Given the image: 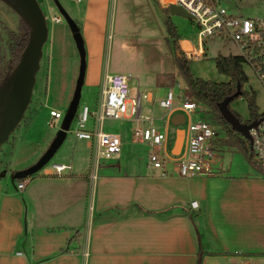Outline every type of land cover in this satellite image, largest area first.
I'll return each instance as SVG.
<instances>
[{
    "label": "crops",
    "instance_id": "crops-1",
    "mask_svg": "<svg viewBox=\"0 0 264 264\" xmlns=\"http://www.w3.org/2000/svg\"><path fill=\"white\" fill-rule=\"evenodd\" d=\"M108 1L86 0L80 21L66 11L79 25L90 59L101 56L104 48ZM157 1L168 9V0ZM196 42L182 36L178 41L182 51ZM95 63L86 70L87 83L101 90L109 72H95ZM169 88L156 97L145 91L149 98L141 102L142 116L128 129L104 130L102 120L101 130L120 137V150L106 157L114 162H100L94 141L72 132L81 141L67 145L54 161L69 168L57 173L51 164L17 179L16 186L24 182L22 191L0 178V264H81L82 258L87 264H196L199 255L200 264L264 259V174L224 166L218 148L226 133L213 139L216 156L210 174H179L176 159L196 110H181L185 97L175 100L176 94L175 109L160 106L158 99ZM130 117L128 111L116 119ZM151 123L166 133L160 149L165 174L151 165L150 145L134 133ZM17 168L21 166L12 170Z\"/></svg>",
    "mask_w": 264,
    "mask_h": 264
},
{
    "label": "rangeland",
    "instance_id": "rangeland-1",
    "mask_svg": "<svg viewBox=\"0 0 264 264\" xmlns=\"http://www.w3.org/2000/svg\"><path fill=\"white\" fill-rule=\"evenodd\" d=\"M85 1L58 0L60 5L78 21H80V9ZM38 2L46 17L48 36L42 45V56L36 72L31 100L22 119L0 145V178L11 186H16L17 182V178L12 177V168L21 166V168L14 169L15 171L36 162L53 140L72 98L79 73L80 53L70 25L59 5L56 0H38ZM220 2L231 11L241 15L264 17V0H220ZM54 16H58L60 19L54 21ZM167 19L175 25L180 36L187 38L190 42L196 41L199 29L197 21L178 14H170L169 9H162L157 0L108 1L104 27V48L101 56L97 55L94 59H90L85 53L84 82L81 87L77 111L83 104H86L91 110L97 106L100 86L88 85L86 76L89 67L94 62H96L94 64L95 72L99 68L102 75L105 70L109 73H125L128 76L131 96H135L138 90L141 92L151 90L153 97H156L163 94L167 87L172 86L176 94L175 100L178 95H183L182 98L185 97V99L192 98L174 62L172 38L165 24ZM20 23V14L12 7L9 0H0V44L4 57L8 56V32L9 30L17 31ZM84 47L86 49L85 42ZM204 49L205 53L202 57L189 59L191 72L195 76L207 79L226 80L227 76L218 72L215 67V56L218 53L238 54L235 43L228 38L206 36ZM243 67L248 77L244 87L252 88L255 91L259 111H264V87L247 65ZM169 72L173 75H168ZM143 104H146L145 98L142 99ZM129 105L130 103H128V107ZM229 105L240 114L243 120L248 118L249 111L243 96L233 99ZM50 108L60 110L62 117L53 118L49 114ZM195 112L194 119L204 116L203 109H196ZM76 120L77 115L71 121L64 143L58 152L38 170L39 172L49 167L52 162L57 161L58 155L64 151L67 145L81 141V139H75L72 133L76 126ZM136 122L134 117L127 120L105 118L102 129H128L130 124ZM94 124V117L91 115L87 121V128H95ZM211 124L219 131L218 137L222 138L225 134L223 127L219 124ZM218 154L219 158H222L224 166H229L231 171L239 172L255 168L242 152L230 145L220 142ZM98 159L100 162H114L100 154ZM120 167L124 168V164L121 163ZM28 176L22 178L25 179ZM16 188L22 191V188L18 186ZM19 248L21 247L19 246ZM81 264H87L83 258ZM256 264H264V259L257 261Z\"/></svg>",
    "mask_w": 264,
    "mask_h": 264
},
{
    "label": "built area",
    "instance_id": "built-area-1",
    "mask_svg": "<svg viewBox=\"0 0 264 264\" xmlns=\"http://www.w3.org/2000/svg\"><path fill=\"white\" fill-rule=\"evenodd\" d=\"M169 3L179 4L193 15L197 21V42L183 51L188 59H198L203 56V40L206 36H217L223 39H231L238 54L243 57V64L247 65L264 87V17L244 16L233 12L223 5L220 0H168ZM60 18L54 16L53 20ZM148 92L137 91L135 96L130 95L128 76L122 72L106 73L100 90L97 107L91 110L83 104L77 115L76 126L73 133L76 137L92 139L95 144V154L105 157L111 156L120 150V137L116 133L101 130V122L104 118H121L127 110L134 118H140L141 102L143 98H149ZM175 91L169 88L165 95L158 99L160 106L169 110L175 109ZM128 103H130L128 107ZM181 110L192 112L202 107L198 101L186 98L178 106ZM49 114L53 118H61L62 112L50 108ZM93 115L95 129L88 130L87 121ZM249 130L251 135V152L253 158L264 166V115ZM136 137L148 143L151 147L149 161L153 167L161 169L165 174V155L160 152L166 138V133L152 123L145 127H137L134 130ZM219 132L214 126L202 118L192 119L187 122L185 128V148L177 157V171L184 176L197 174H210L212 161L216 156L213 139ZM53 171L60 173L69 168L63 163H52ZM22 188L24 182H18ZM192 207L197 205L196 200L191 201Z\"/></svg>",
    "mask_w": 264,
    "mask_h": 264
},
{
    "label": "water",
    "instance_id": "water-1",
    "mask_svg": "<svg viewBox=\"0 0 264 264\" xmlns=\"http://www.w3.org/2000/svg\"><path fill=\"white\" fill-rule=\"evenodd\" d=\"M9 3L29 24L30 30L27 43L21 53L17 65L9 74L5 82L0 86V145L8 138L10 132L22 119L24 111L31 100L36 72L39 68L40 58L42 56V45L48 36L46 17L38 0H9ZM56 3L59 5L63 15L70 25L80 53L79 73L72 98L66 112L64 113L60 128L53 140L36 162L25 168L13 171L12 177L14 179L35 173L52 157L64 140L66 132L70 128L71 121L74 118L79 105L86 66V49L84 47V40L75 20L70 17L58 0H56ZM168 9L170 14H178L186 18H193V15L179 4L170 3ZM240 92L241 88L240 83L238 82L236 90L220 100L217 103V106L225 120L230 123L233 129L241 132L242 135L249 140L251 146V135L249 130L252 126L257 124L260 118H254L249 122L241 121L232 111L229 103L235 96L239 95ZM180 141L181 138L179 137L176 141L177 148L180 146Z\"/></svg>",
    "mask_w": 264,
    "mask_h": 264
},
{
    "label": "trees",
    "instance_id": "trees-1",
    "mask_svg": "<svg viewBox=\"0 0 264 264\" xmlns=\"http://www.w3.org/2000/svg\"><path fill=\"white\" fill-rule=\"evenodd\" d=\"M20 21L21 23L17 31L9 30L8 32L9 37L7 41V57H4L0 44V86L5 82L9 74L17 65L21 53L28 40L30 26L21 16ZM165 24L168 33L172 38L174 62L179 70V73L181 74L192 98L204 104V116L202 118L209 123L221 125L226 133V137L222 138L220 142H222L224 145H230L238 149L240 152H242V154L252 166L264 174V166L253 158L249 140L243 136L241 132L232 128L230 123L227 122L221 115V112L217 106V103L220 100L236 90L237 83L239 82L241 92L233 99L243 96L247 103L249 116L247 119L243 120L240 114L230 107L232 111L239 117L241 121L246 122L264 115V111H259L258 105L256 103L255 91L252 88L244 87V84L248 81V77L243 67V57L239 54L230 53H218L215 56V67L218 72L227 76L226 80H214L195 76L189 68V59L186 58L183 51L179 47L178 41L180 35L176 31L175 25L168 19L165 20ZM200 263L201 255L198 256L196 264Z\"/></svg>",
    "mask_w": 264,
    "mask_h": 264
},
{
    "label": "flooded vegetation",
    "instance_id": "flooded-vegetation-1",
    "mask_svg": "<svg viewBox=\"0 0 264 264\" xmlns=\"http://www.w3.org/2000/svg\"><path fill=\"white\" fill-rule=\"evenodd\" d=\"M247 122H249V121H247Z\"/></svg>",
    "mask_w": 264,
    "mask_h": 264
}]
</instances>
